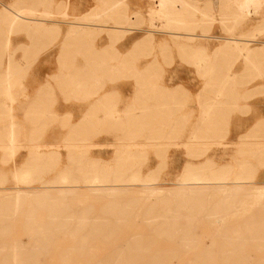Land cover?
<instances>
[{"label":"rangeland","instance_id":"obj_1","mask_svg":"<svg viewBox=\"0 0 264 264\" xmlns=\"http://www.w3.org/2000/svg\"><path fill=\"white\" fill-rule=\"evenodd\" d=\"M1 1L0 10L5 5L10 6L18 2V0ZM23 1L25 3H38L36 6L39 10L49 6L54 12V16L47 21L48 25H51L52 22H59L62 29L65 26L71 27L72 23L82 22V14L97 12L99 8L112 0ZM162 1L126 0L130 16L135 17L134 12L137 11L141 14L137 17L138 19H135L137 25L133 26L138 28V30L130 32L135 33L127 36L121 45V49L123 51L130 49L133 43L142 36L153 33L154 38L148 48L149 53L139 59L138 66L140 69H146L149 62L156 59L160 63L158 68L163 71L162 85L174 87L180 84L187 89V93L184 95L180 94L169 100L187 103V108L181 113L190 114L187 117L188 121L185 123L180 122L177 126L172 124L162 125L160 128L167 130V132L162 133L156 132V126L147 124L145 127L146 133L131 134V136L125 138V140H128L125 142L123 140L118 142L117 140V137L123 134L121 131L108 130L107 127V130L93 136L92 145H83L82 141L75 140L74 134H70L71 126H65L57 120L54 121L55 119L49 114L44 117L32 111L28 112L35 102L31 103L29 108H27V103L30 102L27 100L21 101V99L28 98L30 94L33 96V93L42 96L43 94H39L38 91L42 89L47 80L56 85L55 79L51 78L50 75L61 72L63 68L70 70L76 64L79 66L83 65L85 60L82 57V46H68L67 51H64L58 57L60 54L59 38L53 43L47 41L46 44H42L45 39H42L41 36L37 34L29 35L22 30L16 31L13 34V43L9 51L11 50L13 60H16L15 65L20 70L18 74L20 80L18 85L20 86L17 85L15 88L17 100L13 103L14 120L17 125V137L20 148L13 157H10L7 152V133L11 117L9 116L5 96L0 91V186L17 187L13 179L15 168H21L28 162L33 163V160H38L40 171H42L39 176H43L45 180H50V182L57 181L63 175H73L82 179L89 174H93L94 166H96L95 169L97 171H102L103 169H114L118 164H122L124 177H130L134 172L140 173L141 176H146L151 171L157 172L158 180L164 188L173 187L181 179L188 164L193 167H202L207 174H210L211 171L221 172L222 175L229 177V182L239 181L240 179L235 178L241 176L242 172L246 170L245 168L248 167L254 171L260 166L257 159L264 160V141L256 140V138L264 137L262 135L264 134V125L260 135L253 134L252 136L251 130L260 120L264 119V53L260 57L261 68H258L254 67L255 64H246L243 58H235L228 51L225 54L218 55H216V52L220 46L227 43L230 44L232 38L254 39L248 44L249 46L252 48L263 47L264 0H261L262 3L257 4L254 10L244 13L243 16L240 15L241 11L236 6V0H190L199 10L196 13L191 11L183 12L185 21L183 26L179 28L172 25L167 26L159 18L152 20L153 22L151 23L149 13L151 14L152 9L160 6ZM203 13L211 15L213 19H204ZM87 23L116 25L110 19H94L93 21H87ZM125 25L130 26L129 24ZM171 32L214 37H200L191 40L187 37H177ZM102 33L107 34V30ZM247 34L251 36H246ZM66 45L64 44V49ZM202 48L203 52L199 51ZM136 52L138 51H133V53ZM109 53L111 54L107 50L108 55ZM7 55L8 52L0 48V72L6 68ZM77 55L76 61L73 60L72 58ZM201 55L205 56V61L198 59ZM43 66L47 67L43 68ZM235 74L239 75L240 78L235 80L227 78L234 77ZM244 75L246 77H241ZM247 75H252L251 79ZM63 82L66 84L65 80ZM70 86L76 87L74 79H71ZM104 88L105 90L120 88L122 93L113 97L120 106L144 100L142 98L135 99L134 92L137 89V85L134 78L119 77L114 82L107 81ZM248 88L254 90L255 93L246 95L245 91ZM219 89H221V92H219ZM226 94L227 98L236 100L243 107L229 110L228 115L224 107L226 101L219 100V98H225ZM54 98H64L66 102L77 103L71 97L67 100V97L60 91H57L52 99L55 100ZM154 98L155 96H152L148 101L156 102ZM161 100H168V98L164 96ZM52 112L58 111L53 110ZM73 115V123L81 119V117L78 118L75 114ZM226 116H228L227 119ZM226 120L228 121L225 124ZM37 124L46 126L44 132H31L33 128L37 127ZM173 128H176V131L168 132ZM29 137H31L30 140ZM38 138H41L40 141ZM33 144L36 145L33 146ZM48 144L52 146H44ZM37 146L41 147L37 148ZM57 149L60 151L59 158H57L58 154L55 156L45 155L47 152L56 151ZM36 152L41 156H38ZM94 161L96 162L94 163ZM250 161L253 163L258 161V164L252 165ZM242 164L245 165V168ZM257 180V182H264V168L260 169ZM82 183L83 180H80V184ZM34 185L40 186L41 183L37 182ZM250 189L255 190L258 188L251 187ZM86 192L85 188H80L78 190L79 196L73 205L80 209L90 208L93 215L100 214L104 200L93 195L87 196ZM139 194H141V191L132 190L129 195L124 194L120 198H130ZM252 194L255 199L249 196L247 198L250 199H247L246 202L250 204L236 205L233 208L236 212L233 211L230 214H226L224 221H229L227 224H223L224 221H222L220 227L223 225H225L224 227H234L238 223L243 224L244 222L242 221L253 214L257 206L254 202L253 206L252 201H257L260 198L254 193ZM222 196L219 194L211 196L209 206H212ZM3 203L1 202L0 205ZM142 208V206H139L134 211V215L124 220L123 224L125 226L119 230L123 233L122 236H117L107 241L122 242L129 240L131 234L147 231V227L141 220L140 212ZM38 220L45 222L46 216L44 212L38 215ZM203 221V223L201 220V222L195 224L199 246L201 247L203 244L213 246L215 243L216 249H218L221 242H224V240L221 241L223 237L218 240V236L216 234L213 235L215 228H212L216 225ZM6 224L9 226L6 232L10 236L0 238V241H24L27 243L26 245H30L31 242L36 240L26 234L25 217L23 215H19L18 219L10 217L7 219ZM210 225L212 226L210 227ZM68 231L70 229L62 230L61 233ZM210 236H214V238ZM78 240L79 238L77 237L67 235H59L53 239L55 243L57 242V249L60 246L73 245ZM90 241L92 243L91 249L99 251L97 253L98 256L105 253L111 245V243H104L102 239H91ZM157 243L159 248H170L175 246L177 241L160 238ZM56 248L48 255H41L39 258L40 264H59L57 257L59 249L57 250ZM249 249L253 253V261L259 260L260 257L264 256V251L257 252L253 247H249ZM195 258L196 255L192 252H181L178 257L168 262L169 264H191ZM88 259H85V257L77 258L71 261V264L96 263L95 260L89 259L90 261H88Z\"/></svg>","mask_w":264,"mask_h":264},{"label":"bare ground","instance_id":"obj_2","mask_svg":"<svg viewBox=\"0 0 264 264\" xmlns=\"http://www.w3.org/2000/svg\"><path fill=\"white\" fill-rule=\"evenodd\" d=\"M0 2L2 4L1 0ZM235 3L241 11L240 15L243 16L244 13L254 10L262 1L236 0ZM37 4L18 0L17 3L10 6L5 5L0 10V48L8 52L6 68L0 72V91L5 96L11 117L6 144L10 157L16 155L20 148L13 113V103L17 100L15 88L20 83L18 77L20 70L15 65L16 60H13L11 50L9 51L13 34L19 30L29 35L37 34L45 39L42 44H46L47 41L53 43L61 34L59 22H52L51 25L47 23L54 16L50 7L45 6L43 10H39ZM198 10V7L190 0H163L160 6L151 10L149 19L152 23V20L159 18L167 26L172 25L179 28L185 21L183 12L196 13ZM140 14L137 11L134 12L135 17L130 16L126 0H112L99 8L97 12L82 14L83 21L72 23L67 31L65 42H69L71 38L81 40L89 37L92 39L102 34L104 30H107L111 38H121L127 33L138 30L133 26L137 25L135 19ZM203 18L213 19L211 15L204 13ZM94 19H110L116 25L87 23ZM171 33L191 40L200 37H214L192 33ZM153 38V33L144 36L135 43L133 51L146 47L152 43ZM252 41L254 39L232 38L230 44L227 43L218 48L216 55L225 54L228 51L237 59L243 58L246 63L261 61L264 42L263 47L252 48L248 45ZM202 50L203 48L199 49V51ZM198 59L206 60L203 55ZM40 147L37 146V148ZM36 154L39 153L36 152ZM56 154H58L57 151H49L45 155L55 156ZM259 163L260 166L254 171L248 167L245 168L242 164L246 170L241 176L235 178L241 181L230 182L229 177L222 175L221 172L211 171L207 174L202 167H193L188 164L181 179L173 187L164 188L158 180L157 172L151 171L146 176L134 172L130 177H124L122 164H118L114 169H103L102 171H97L94 166L93 174L82 179L73 175H63L57 181L50 182L43 176H39L42 171H40L38 160H33V163L28 162L21 168H15L13 179L17 187L0 186V203L4 202L0 205V238L10 236L6 232L9 228L6 224L7 219L10 217L18 219L19 215H23L26 234L36 240L30 245H26L24 241H0V264H40V256L48 255L56 248L57 242L55 243L53 239L59 235L79 238L73 245L60 246L59 250L56 248L59 264H71V261L82 257L95 260L94 264H169L168 261L174 260L181 252H192L196 255L191 264H264V256L253 261V253L249 249L253 247L257 252L264 251V182L255 181L257 171L264 167V160H259ZM80 180H83L82 184ZM37 182L41 185L35 186L34 183ZM251 187L258 189L253 190L250 189ZM80 188L87 190V196L93 195L104 200L100 214L93 215L90 208L80 209L73 205L79 196ZM132 190L141 191V194L130 198H120L121 195H129ZM252 193L260 198L257 201L251 200L257 206L253 214L243 219V224L224 227L223 224L229 221H224L226 214L236 212L233 209L236 205L250 204L246 201L249 196L254 198ZM218 194L223 196L209 206L210 197ZM25 205L27 206L24 208ZM139 206L143 207L140 212L141 220L147 227V231L131 234L130 239L126 241L108 242L107 240L111 238L123 235L119 230L125 226L124 220L134 215V211ZM42 212L46 216L44 223L38 220V215ZM201 220L202 223L205 220L216 225L212 227L215 228L213 235L216 234L218 240L222 237L220 240H224L218 249L215 243H212L213 246L209 244L199 246L195 224ZM222 221L224 223L220 227ZM65 229H70V231L61 233ZM160 238L176 240L177 243L170 248H159L157 242ZM91 239H102L104 243H111V245L105 253L98 256L99 251L91 249Z\"/></svg>","mask_w":264,"mask_h":264},{"label":"crops","instance_id":"obj_3","mask_svg":"<svg viewBox=\"0 0 264 264\" xmlns=\"http://www.w3.org/2000/svg\"><path fill=\"white\" fill-rule=\"evenodd\" d=\"M94 28L99 29L98 27ZM68 30L69 28L67 26L61 29L59 37L60 54L58 57H60L64 51H67L68 46L71 47L73 45H81L82 57L84 58L85 63L81 66L76 64L70 70L63 68L61 72L50 75L51 78L55 79L56 85L47 80L42 89L38 91L39 94H43L42 96H38L36 93H33V96L30 94L28 98L21 99V101L27 100L30 102L27 103V108H29L31 103L35 102V104L31 106V110L28 112L32 111L35 112V114L44 117L49 114L55 119L54 121L57 120L65 126H71L70 134H74L75 140L82 141L85 146L92 145L93 136L107 130V127L108 130L114 129L116 131H121L123 134L118 136L117 140L118 142H121V140L125 142L128 141L125 140V138L131 136V134H140L141 132L146 133L145 127L147 124L156 126V132L162 133L167 132L166 129L160 128L162 125L172 124L177 126L180 122L185 123L188 121L187 117L190 114L181 113V111H184V109L187 108V103L169 100L179 96L180 94L184 95L187 93V89L180 84L174 87L162 85L161 80L163 77V71L158 68L160 63L156 59L149 62L146 69H140L138 66L139 59L148 55V48L151 43H149L145 49L133 53V48L135 43L138 41L137 40L133 43L130 49L123 51L121 49L122 43L128 35L135 32L127 33L121 38H111L108 34L102 33L92 39L89 37L82 38L81 40L71 38L69 39V42H67V45L65 44L66 48L64 49V43H66L65 40L67 38ZM144 36H146V34ZM144 36H142L139 40H141ZM27 46H29V44H27ZM107 50H109L111 54L109 53L108 55ZM77 57L78 55L72 59L76 61ZM260 62L261 61L245 63L251 65L255 64L257 66L254 65V67L261 68ZM44 67L47 66H43V68ZM60 68L62 67L60 66ZM247 76L249 79L252 77V75ZM119 77L134 78L137 85V89H135L134 92L136 97L135 99L138 100L139 98H142L144 100L134 101L133 103H130L129 105L126 104L124 106H120L118 102H115L113 97L121 94L122 91L120 88L105 90L104 85L107 81L114 82ZM241 77L246 76L244 75ZM227 78L235 80L239 79L240 76L235 74L234 77ZM71 79L75 80L76 87L70 86ZM64 80L66 84H64ZM57 91L63 93L67 97V100L71 97L76 100L77 103L75 102L72 104L70 102H66L64 98H54L55 100H53L52 97L57 93ZM219 92H221V89H219ZM235 92L237 93V91ZM245 92L246 95L255 93V91L250 88L246 89ZM152 96H155L154 100H156V102L148 101V99H151ZM164 96H166L168 100H161ZM219 100L226 101L224 107L225 112L228 115L229 110L236 108L241 109L243 107L238 104L236 100L227 98V94L225 95V98H219ZM51 110L58 112H52ZM73 114H75L78 118L81 117V119L76 123H73L72 121L74 117ZM227 117L228 116H226V119ZM227 121L228 120H226L225 124ZM263 125L264 119L260 120L252 128L251 135L260 134ZM45 127L46 126H42V124H37V127L33 128L31 132H44ZM174 131H176V128H173L168 132ZM262 135L264 136V134ZM30 138L31 137H29V140ZM40 139L41 138H38L39 141ZM256 140L264 141V137L256 138ZM35 145L36 144H33V146ZM56 151L58 152L57 158H59L60 151L59 149ZM257 160L261 159L258 158ZM250 162L252 165L258 164V161L256 163H253L252 161ZM260 169L256 173L255 181H258L257 179Z\"/></svg>","mask_w":264,"mask_h":264}]
</instances>
